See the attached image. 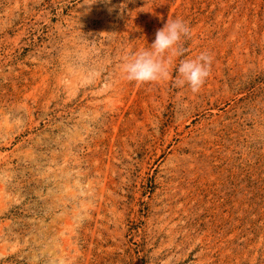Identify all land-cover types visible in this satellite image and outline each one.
Here are the masks:
<instances>
[{"label": "rangeland", "instance_id": "obj_1", "mask_svg": "<svg viewBox=\"0 0 264 264\" xmlns=\"http://www.w3.org/2000/svg\"><path fill=\"white\" fill-rule=\"evenodd\" d=\"M177 18L169 79L128 81ZM0 264H264V0H0Z\"/></svg>", "mask_w": 264, "mask_h": 264}, {"label": "clouds", "instance_id": "obj_2", "mask_svg": "<svg viewBox=\"0 0 264 264\" xmlns=\"http://www.w3.org/2000/svg\"><path fill=\"white\" fill-rule=\"evenodd\" d=\"M191 35V27L186 21L180 18L168 19L164 26L157 30L150 48L124 58L122 71L125 78L141 84L168 80L174 58L184 55V42L190 39ZM213 59L212 54L204 51L195 58L180 60L175 86L187 84L193 93L198 92L211 74Z\"/></svg>", "mask_w": 264, "mask_h": 264}]
</instances>
